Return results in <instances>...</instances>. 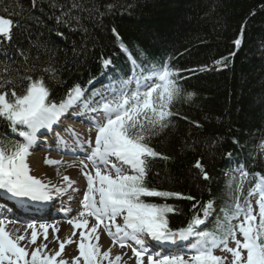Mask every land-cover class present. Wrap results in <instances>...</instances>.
Instances as JSON below:
<instances>
[{"label": "trees", "instance_id": "obj_1", "mask_svg": "<svg viewBox=\"0 0 264 264\" xmlns=\"http://www.w3.org/2000/svg\"><path fill=\"white\" fill-rule=\"evenodd\" d=\"M0 18L13 22L0 43V95L9 101L37 81L60 99L100 57L167 66L180 91L163 127L145 121L158 156L144 184L176 195L142 201L171 206V230L215 204L204 239L224 237L229 218L248 210L251 189L264 181V0H0ZM9 134L0 117V143L11 148ZM227 154L240 171L225 169Z\"/></svg>", "mask_w": 264, "mask_h": 264}, {"label": "snow or ice", "instance_id": "obj_2", "mask_svg": "<svg viewBox=\"0 0 264 264\" xmlns=\"http://www.w3.org/2000/svg\"><path fill=\"white\" fill-rule=\"evenodd\" d=\"M12 23L10 19L0 18V35L9 37ZM108 63L110 62L105 63V68ZM175 75L164 66L162 70L156 72L155 79L158 82L154 86L148 87L137 82L138 88L147 87L146 91H136L130 96L113 91L112 99L102 102L93 109L94 112H103L105 122L95 125V147L87 157L95 169V176L85 173L87 192L83 196V207L88 210L89 215L96 216L99 220L108 217L114 224L117 217H123V228L115 224L116 233L123 232L122 245L123 239L127 238L140 246V250L133 248L136 264H141L140 258L148 252L149 240L160 244H177L187 241L190 236L197 235L191 226L175 232L170 230L166 214L172 212L173 208L167 204L144 203L141 199V197L170 198L176 195L168 191L149 190L144 184L148 160L158 156V153L145 142V121L153 127L164 126L165 118L171 115L169 106L180 91L173 79ZM3 86L0 84V88ZM12 95L14 97L12 101H9L5 95H0V117L10 122L13 133L17 131V125L26 126L28 131L21 130L18 135L27 143H17L11 148L4 147L0 143V190L9 198L19 200L21 203L47 204L54 199L53 190L41 180L29 175V167L25 162L29 153V144L34 141L37 131L50 129L66 109L76 104L83 95V90L80 86L74 87L68 92V99L58 105L47 102L48 90L39 81L28 84L24 94ZM112 157L122 165H127L135 174H125L122 168L116 167L115 164L112 165L114 176L108 174ZM101 166H104L103 170ZM204 178L208 179L207 174ZM97 182L100 187L95 188L94 184ZM261 184H264V181H261ZM257 187L260 188V185ZM54 191L56 195L62 194L61 189L57 188ZM93 193L99 194L98 202L94 199ZM187 198L191 199V197ZM257 204L259 224L253 225L255 216L249 208L245 222L239 225L242 242L236 239V234L231 229L226 233V237L230 236L236 245L235 248H226L233 258L232 264H264V188H260ZM80 215L83 216L84 212ZM2 223L3 220H0V224ZM68 223L73 228L82 227L72 220ZM192 224L199 225L201 221L194 219ZM29 228H32L31 224ZM41 228L47 235L45 225L42 224ZM92 231L95 232V228ZM109 235L114 234L109 232ZM199 235L202 237L203 234ZM80 236L82 240L86 238L84 232H81ZM23 239V236L15 240L9 238L4 228L0 227V264H53L54 258L38 259L36 251L31 253L30 261L26 260L25 249L18 246V242ZM36 239L37 232L33 230L31 243H35ZM223 243L226 245L227 239ZM197 244L199 247L196 249V254L190 256L191 264H222L221 258L205 248L201 240H198ZM60 248H64V243L60 244ZM79 251L83 256L84 264H96L93 256L98 252L97 248L89 249L81 242ZM243 251H246V256H242ZM60 254L57 252L56 256ZM103 255L107 257L108 252H104ZM147 262L148 264H189V260L180 256H161L159 253L155 260L151 254H148ZM61 264L64 262L61 261Z\"/></svg>", "mask_w": 264, "mask_h": 264}, {"label": "rangeland", "instance_id": "obj_3", "mask_svg": "<svg viewBox=\"0 0 264 264\" xmlns=\"http://www.w3.org/2000/svg\"><path fill=\"white\" fill-rule=\"evenodd\" d=\"M90 126L84 127L85 131H87V135H85L81 140L87 144V142L92 146L95 145V135L96 132L94 130L89 129ZM90 148V150H91ZM90 155L91 152L89 151ZM28 157V156H26ZM42 159V157H41ZM40 157L39 160L41 161ZM110 160H115L113 157L110 158ZM58 162L55 163V165ZM69 172L76 174L79 176V173L83 172L85 170L84 166L81 165L78 162H69ZM58 165V166H57ZM54 166L53 163H49L48 165L44 166L45 171H52L56 167H60L62 164H57ZM116 167L122 168V170L125 172V166H118L115 164ZM104 168V166H103ZM109 168V166H108ZM92 171H87L88 173L92 172L95 175V169L92 167L90 168ZM108 174L114 176V170L112 168H109ZM84 182L87 185V181L84 179ZM49 186V185H48ZM95 187V185H94ZM100 187V185L98 186ZM84 192L81 193V195ZM95 194V193H94ZM96 196V201L98 202L99 200V194L97 193ZM259 196L257 193H254L251 198V207H252V212L253 214L255 213L256 208L258 207L257 200H259ZM257 214V211H256ZM76 216V215H74ZM255 216V215H254ZM108 227H105L104 229H100L97 233L91 232L87 236L85 235V239H80L78 241H73L70 242V244L64 248L61 249L58 247L60 244V238L64 235V232L62 230H58L57 228L60 227V222H63L64 220H61L58 224L57 227L52 226L46 227L47 228V235H45V230L40 227L36 228H31V229H26V228H18L10 223H2L0 224V227L4 228V231L9 235V238L15 240L19 236H23L24 239L20 240L18 242L19 247H23L26 251V260H31V253L33 251L37 252V257L38 259H45V258H54L53 263L55 264H61V261L64 262V264H84V259L83 256L80 254L79 251V244L83 242L85 246L89 249L91 248H97L98 252L96 253L95 258L101 259V264H136V257L134 255V252L132 250V247L136 248L137 250L139 249V245H136L135 243H130V239L124 238L123 239V245L121 243V238L123 237V232L121 233H116V227L115 224H119L121 226V219L122 217H117L115 224L108 218ZM78 219H82L88 226H91L90 223L94 222L93 220H87L85 216H81L80 213L77 214L75 217V220L77 222ZM236 222H245V215H242L239 217ZM95 225V222H94ZM66 228L72 229L71 225H67ZM123 228V226H121ZM106 229L108 230V233H106ZM35 230L37 232V239L35 243H31V234L32 231ZM85 228H80V231L85 232ZM76 231L78 230H72L71 234H76ZM109 232L113 233L114 235H109ZM100 234L102 235V238L100 239ZM77 237V234H76ZM55 238L54 241L52 239ZM236 239L243 241V237L240 232L236 233ZM58 245V246H57ZM235 242L232 240V238H229L227 240V244L221 243L219 244L216 248H213L212 251L215 255L219 256L222 260V264H232L233 258L231 256V253L226 250V248H235ZM60 252V256H56V253ZM104 252H108V256L105 257L103 254ZM242 256H246V251L242 252ZM119 257V259H117ZM183 259L188 260L190 258V255L187 254L185 256H182ZM94 259V258H93ZM141 264H148L147 262V255H143L141 258ZM155 260V259H154ZM97 262V260L95 261Z\"/></svg>", "mask_w": 264, "mask_h": 264}, {"label": "bare ground", "instance_id": "obj_4", "mask_svg": "<svg viewBox=\"0 0 264 264\" xmlns=\"http://www.w3.org/2000/svg\"><path fill=\"white\" fill-rule=\"evenodd\" d=\"M76 125V124H72ZM76 127L81 128V126L76 125ZM83 129V128H82ZM41 146L37 147L36 150L30 155V157L25 160L29 167V175H32L34 178L41 180L42 183H45L55 189H61L62 194L67 197L74 196L76 193L79 195L81 191V186L82 183L80 182L79 177H76L75 174L69 172V160H61L58 163L62 164L60 167H56L52 171H45L43 170V166L41 164V161L39 160V157L37 156L40 151H42ZM61 158V156H58ZM68 158V157H64ZM58 166V165H57ZM67 178V179H66ZM76 191V192H75ZM76 197V196H74ZM79 196H77L76 200L78 199ZM72 198V197H71ZM73 199V198H72ZM59 205H62V201L55 199L54 201L51 200L47 204H45L49 209L55 212V206L56 202ZM80 201V200H79ZM78 203V202H77ZM70 207H73L71 205L72 203H69ZM7 213H10L7 211ZM15 215V214H14ZM46 215H54L50 211H46L42 214L35 215L34 218H40V217H45ZM74 212L72 211L70 215H68L63 222H60V227L57 228L58 230H62L64 232V235L60 238V243H64V248H66L70 242L73 241H78V238L76 237V234L79 236V233L76 231V234H71L72 230H75L76 228H73L71 224L68 223L69 220L74 221L75 223L81 224L82 227L80 228H86L85 232L88 234L92 231L91 226H86V223L82 219H78L77 222L75 220ZM17 216V215H16ZM52 220V219H50ZM56 221V218L52 222ZM50 222V224L52 223ZM21 226V224H17ZM71 225L72 229H67L66 226ZM55 238L52 239L54 241ZM59 245V244H58ZM57 245V246H58Z\"/></svg>", "mask_w": 264, "mask_h": 264}]
</instances>
